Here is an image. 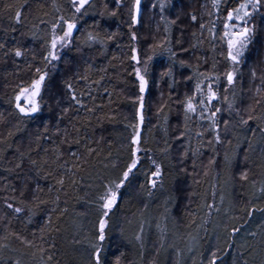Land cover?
Wrapping results in <instances>:
<instances>
[{"label":"snow or ice","instance_id":"obj_1","mask_svg":"<svg viewBox=\"0 0 264 264\" xmlns=\"http://www.w3.org/2000/svg\"><path fill=\"white\" fill-rule=\"evenodd\" d=\"M116 10L108 11V5H104L105 14L115 17L117 10L125 6V0H114ZM232 0H211V10L208 15L211 17L214 14L217 20L223 24V31L219 33L216 27V21H211V26L206 23H199V30L203 36L205 29L211 34L213 41L212 50H215V41L219 39L221 44H226V60L230 66L222 73L216 72V63H213L211 69L200 71L201 58L196 57V63L193 65L189 60L180 59L179 66L181 68L192 69V75L185 77L187 81H195L191 94H185L183 99L177 97L176 103L181 110L183 118L182 128L177 127L178 135H171L168 131L169 117L165 112L169 108L168 102L160 104L157 108L156 115L163 116V126L158 122L154 127H161L163 132V145L157 146L158 152L162 157L168 160L173 168L177 169V176L199 177L202 170L204 177L209 176L218 164L220 156L219 148H224V162L231 168L234 160L239 159L238 150L243 152V160L245 163L249 161V153L254 151L253 138L259 134L264 140V68L258 72L253 68L250 72V80L252 82L259 81L255 84L254 91L250 97L240 96L239 101L237 94L233 91L236 87L237 80L242 79L243 74L240 73L239 66L243 62L245 51L253 42V37L256 32L254 25L250 26L252 18L264 12V0H235L234 6H228ZM222 5H224L222 7ZM93 7L92 0H68L67 6L58 4L57 0H50V9L54 13L51 19H46L50 15L49 11H45L46 4L42 0H10L3 4V11L6 12L8 28L3 31L8 34L16 33L19 26L28 27L31 25V32H23L21 36L28 37L31 40H42L41 47L43 52L39 55V63H37V54L28 48L23 40H17L13 37L14 43L9 47L7 42H0V55L3 58L11 59L13 64L19 68L17 61L24 62V71L30 73L29 79H21L19 84L13 88L14 91V108L19 114L17 124L13 129L7 131V135L0 134V163L6 165L5 171L15 172L20 170L24 173L21 179L19 190L16 187L11 188L12 193L19 191L18 197H6L4 201L5 208L10 210L8 215V223L4 227V235L0 236V250L18 251L16 248L9 247L12 240L18 241L23 249L21 255H30L36 264H59L55 260V254L52 251L56 247L55 243L48 244L45 247L46 235L51 233H60L62 231L61 222L69 214V204L75 201L72 205V211L76 217H83L88 214V211H76V205H87L88 209L94 210L95 220L93 222V230L90 234H83L82 227L77 228L71 233V245H81L85 241L87 247V260L84 264H107L104 258L105 241L109 236L111 227L110 221L117 209L121 205V200L124 195V189L128 188L132 183L133 177L141 161V153L147 156L150 161L149 171L145 174L146 181L140 185V189L147 193V199L142 201L143 206L138 208L137 212L132 214V218H125L127 225H133L134 221L138 225V230L129 243L133 241L140 245V260L142 261L146 253V242L151 235L153 221H155V229L158 233L155 241V255L148 264H159L158 257L161 252L171 253L174 255V264H185V257L188 254L198 252L200 256L199 264H222L221 253L233 255L232 264H264V221L258 225L259 231H249L246 236L239 241L237 237L244 230L247 220L243 223L232 224L230 227H224L223 243L226 247L215 246L210 243L208 225L212 222L213 213L219 214L221 205L224 201V196H220V205L213 202L205 201L203 204L197 205L195 209L191 207L192 197L196 196L195 191L188 192L186 198L187 204L181 205L180 197L185 194L184 185L175 184L173 193L164 202L163 212L158 217L150 215V203L157 190L164 186L165 165L164 160H157L154 155H151V149L145 148L146 141L143 139L142 126L145 124V93L149 87V62L153 60L157 50H162L169 55L172 64L163 72L160 73L161 78L171 77L173 83L169 84V88L176 83L173 76V68L176 64L177 52L173 51L171 44V26L177 25L181 16L177 15L174 19H167L164 15L166 4L164 0H160L159 8L161 10V21H166L164 27V37L161 41H157L149 45V49L153 55L147 57L143 62L138 55V48L135 42L138 41L136 28L141 23L142 16V0H130V6L127 8L128 30L130 39L133 42L131 45V55L128 57L134 62L132 72L129 75H134L138 82L139 94L130 97L129 99L134 105L136 122L130 125L132 132L125 145L129 153L128 162L120 166L118 159L112 158V153L109 151L107 156L102 157L104 151L101 147L104 137L99 139H89L87 135H81V128L73 124L75 138L70 139V133L67 128L63 130L56 128L54 133L59 138L56 140L49 136V126L45 124L43 130L35 135V147H32V140L29 138L28 146L22 148L20 143L13 148V137L24 131L20 125L24 118L32 117L34 114L41 111L42 101L44 100L43 92L47 88V82L50 77L48 71L49 66L56 67L57 61L63 59V50L70 49L73 45L74 32L78 29L79 19L88 14V8ZM157 4L153 3L152 8H156ZM35 8L33 14L31 10ZM25 13H29L26 15ZM223 14V15H222ZM190 20L193 23L198 22V17L195 13H189ZM222 16V18H221ZM38 21V22H37ZM159 30V29H157ZM43 33V35H41ZM183 34V30H181ZM219 33V34H218ZM192 35L195 37L196 33ZM116 33L102 36L98 31L87 32L80 43L91 48L94 44H99L103 49L108 42L112 41ZM155 41V36L153 37ZM204 39H198L196 43L190 46L191 49H196L198 45L204 43ZM176 43L182 45L181 40L177 39ZM80 52V48L76 49ZM185 53L189 52V48L181 47ZM31 59H28L29 53ZM224 53L221 52V56ZM115 59V57H113ZM66 63H72L66 61ZM207 64V58L204 59V65ZM40 65H43L41 67ZM94 66L85 61L83 71L77 67L72 71V75L62 81L65 93L69 96L70 101L77 106V112L80 108L85 109L89 114H94L98 107H88L83 103L82 96L88 94L86 89H90L93 85H99L104 79L101 76L99 79L93 80L91 73ZM100 72H107V68L99 69ZM20 76V72L16 73ZM225 81L223 85V98L221 99L220 87L221 79ZM83 83L84 87L78 88L77 84ZM107 93L108 90L105 89ZM232 93V99L229 100V93ZM79 93V95H78ZM110 95V93H109ZM94 99V98H93ZM173 99L170 94L168 101ZM216 102H219L217 104ZM239 102V107L237 106ZM59 105V100H57ZM227 105L225 108L223 105ZM69 107H63L64 115H67ZM227 112L229 118H224L223 113ZM62 119L63 117H59ZM104 117H99L98 120H103ZM111 119V118H110ZM0 123H6L3 117H0ZM252 125H255L253 127ZM128 127V125H126ZM239 130V131H238ZM251 132L252 136L244 137L247 147H241V141L237 139L239 133ZM42 140H52L53 147L51 149L41 148ZM234 141H236L234 143ZM194 142V143H193ZM68 144L69 147L75 144L78 147L77 151L70 152V159H63L65 150L62 145ZM95 144L96 147L92 145ZM82 147V150H81ZM110 147V146H109ZM176 148V154L173 155V149ZM208 156L207 163L203 162L202 157ZM38 150L43 152V155H38L34 158L33 153H38ZM11 152V158L6 153ZM191 160V171L187 166V162ZM199 161V163H198ZM27 163L28 168L24 169ZM97 166H100L99 168ZM258 167L261 169V174L264 175V152L261 153L260 163ZM35 170V176H30L32 170ZM102 169L103 171H101ZM95 170V174H93ZM119 172V175L114 178L110 176V172ZM20 176V173H17ZM53 178L55 186L49 185L47 191L51 193L54 189L57 195L54 199L46 200L41 198L44 193L37 182L38 179ZM216 180L217 177L213 176ZM250 179L249 170L245 169L239 173V180L248 182ZM35 183V187L31 188V184ZM195 184H200L199 179H194ZM216 183L212 184V196H216ZM255 187V182H253ZM85 188L93 189L95 194L93 198L89 197V192L84 191ZM84 191V196L80 192ZM257 191L264 195V182ZM61 193H63L64 206L61 207ZM30 197V198H29ZM51 203L53 206L48 209V214L40 227V235L32 234L33 239H27L17 232L9 230L11 219L20 216L27 212L28 222L31 223V217L36 215V212L42 205ZM251 204V200L248 202ZM176 209V215L173 217V210ZM207 209V211H205ZM241 212L245 208L240 209ZM255 211L264 212V209H256L254 206L246 210V214L251 218ZM224 216L228 221L238 219L230 215L229 210L224 211ZM5 216H0V220H4ZM171 219L173 230L169 233L167 224ZM183 225V231L176 226ZM219 227V225H215ZM125 230L121 228L120 235L124 237ZM201 232L204 236H201ZM259 237V238H258ZM208 238V239H206ZM39 240V243H37ZM184 243V247H181ZM202 243H209V247L205 250H200ZM217 245H220V236L216 237ZM125 259V253L121 251L116 255L112 264H122ZM9 264H22L21 259L10 260ZM138 264V262H137ZM193 264H196L193 258Z\"/></svg>","mask_w":264,"mask_h":264},{"label":"trees","instance_id":"obj_2","mask_svg":"<svg viewBox=\"0 0 264 264\" xmlns=\"http://www.w3.org/2000/svg\"><path fill=\"white\" fill-rule=\"evenodd\" d=\"M10 0H0V42H7L9 47L14 43L13 37L17 40H23L24 44L37 54V63H39V55L43 52L41 47L42 40H31L28 37L21 36L23 32H31V25L28 27L19 26L16 33H11L10 30L6 34L3 30L8 28L7 13L4 12L3 4L8 3ZM46 4L45 11H49L50 15L45 17L51 19L54 14L50 9V0H42ZM166 7L163 15L167 19H174L177 15L181 16V20L177 25L171 26V47L173 51L177 52L176 64L173 68V76L176 83L170 89L169 84H172L171 77L161 78L160 73L165 71L171 64L172 61L169 59V55L164 53L162 50H157L153 57V60L149 62V87L145 93V124L142 126L143 139L146 141L144 147L151 149V155L157 160H164L165 173H164V186L154 194V197L150 203V215L152 217H158L163 212L165 200L172 195L175 184L184 185L185 194L181 195V205L187 204L188 200L186 194L191 191L196 192V196L192 197L191 207L195 209L197 205L203 204L205 201L213 202L218 204L220 202V196H224L223 204L221 205V211L219 214L213 213L212 222L208 225L210 243L215 246L226 247L223 243L224 240V227L232 224L237 226L243 221L247 220L248 223L245 225L244 230L239 234L237 240L245 237L247 231H259L258 225L264 221V212L255 211L253 216L249 218L246 214V210L249 207H255L256 209H264V195H261L257 189L260 188L261 183L264 182V175L261 174V169L258 167L260 163L261 153L264 152V140L261 139L260 135L257 134L253 138L254 151L249 153V161L247 163L243 160V152L238 150L239 159L234 160L231 164V168L225 164L224 148L220 146L218 157V164L215 172L207 177L201 175L199 177H185L177 176V169L173 168L169 164L168 160L160 155L157 146L163 145V132L161 127H154L159 122L163 126V116L158 117L156 115L157 108L160 104L168 102L169 108L165 109L166 114L169 117L168 131L171 135H178L175 131L177 127L182 128L183 118L181 110L179 109L176 99H183L185 94H191L195 81H187L185 77L192 75V69L181 68L179 66V60H189L193 65L196 63V57L201 58L200 71L211 69L213 63H216V72L222 74L229 66V62L226 60V44H221L219 39L215 43V50H212L213 41L211 40V34L205 29L203 36H201L199 30V23L204 22L208 27L211 26V21H216V27L219 33L223 31V24L217 20L216 15L209 16L208 12L211 10V0H164ZM58 4L67 6L68 0H57ZM142 16L141 23L137 26L136 31L139 37L138 41L135 42L138 48V55L143 62L148 56L153 55V52L149 49V45L157 41H161L165 35L164 27L166 21H161V10L159 8L160 0H142ZM157 4L156 8H152V4ZM228 0H226V4ZM235 0L228 6H234ZM93 7L88 8V14L82 16L78 21V29L74 32L73 45L70 49L63 50V59L55 62L56 67L52 68L49 66L48 71L50 73L49 80L47 82V88L43 92L44 100L42 101L41 111L34 114L32 117L24 118L23 123L20 125L24 131L17 133L12 138L14 141L13 148L16 147L17 143H20L22 148L28 146L29 138L32 140V147H35V135L43 130V126L47 124L49 126V136L56 140L57 143L59 138L54 135L56 128L63 130L67 128L70 133V139L75 138V132L73 130V124L81 128V135H87L89 139H99L101 136L104 137V141L101 145L104 151L103 156H107L108 152L112 153L113 159H118L120 166L123 167L128 162L129 153L125 148L128 143V139L131 135L132 129L130 125L136 122L135 109L137 105H134L130 97H134L139 94L138 82L134 75H129L132 72L134 62L128 57L131 55L132 41L130 39V33L128 30V16L127 8L130 6V0H125V6L117 10V16L111 17L107 14L101 16L100 13L104 11V5H108V11L116 10L114 0H92ZM224 5H222L223 7ZM35 13V8L31 10ZM189 13H195L198 17V22L193 23L190 20ZM28 15L29 13H25ZM223 15V14H222ZM222 18V16H221ZM38 22V21H37ZM254 25L256 28L253 42L249 45L245 51L243 62L237 66L240 73L243 74L242 79L237 80L236 87L233 91L237 94L239 101L240 96L250 97L252 91H254L255 84L259 81L252 82L250 80V72L253 68L259 72L261 68H264V12L256 14L251 22L250 26ZM159 29V30H157ZM183 30V34L181 33ZM99 32L102 36L110 35L115 32L116 36L114 39L107 43L102 49L99 44H94L91 48L86 47L80 43L83 40L84 35L89 32ZM195 32L194 37L192 33ZM218 33V34H219ZM43 35V33H41ZM155 36L156 40H153ZM179 39L182 45H178L176 40ZM198 39H204L202 45H198L196 49H191L190 46L197 42ZM183 48H189L190 51L185 53L181 50ZM77 48H80V52H77ZM221 52L224 53L221 56ZM31 52L29 53L28 59H31ZM115 57V59L113 58ZM207 58V64L204 65V59ZM71 61L72 63H66ZM85 61L91 63L94 68L91 73L93 80L99 79L101 76L104 79L99 85H93L90 89H86L87 95L82 96L83 103L88 107H96L97 111L94 114H89L85 109L80 108L77 112L75 109L77 106L73 104L69 96L65 93L62 81L68 76L72 75V71L77 67L83 71ZM20 67L17 68L11 59L3 58L0 55V117L6 120V123H0V134L7 135L9 129L14 130V126L17 124L19 114L14 108V91L13 88L16 84H19L21 79H29L30 73L24 71V62L17 61ZM43 67V65H40ZM107 68V72H100L99 69ZM20 72V76L17 77L16 73ZM225 81L221 79L220 95L223 98V85ZM78 88L84 87L83 83L77 84ZM105 89L108 92H105ZM110 93V95H109ZM172 95L173 99L168 101L169 95ZM79 95V93H78ZM229 100L232 99V93L228 94ZM94 98V99H93ZM59 100V105L57 104ZM219 104V102H216ZM70 110L67 115L63 114V107H69ZM225 108L227 105H223ZM239 107V102L237 104ZM224 118H229L228 113L222 114ZM59 117H63L60 119ZM99 117L104 119L98 120ZM111 118V119H110ZM128 125V127H126ZM255 127V125H252ZM239 131V130H238ZM251 137V132L239 133L237 139L241 141V147H247L244 137ZM236 141H234L235 143ZM41 148L47 147L51 149L53 147L52 140H42ZM194 143V142H193ZM96 147L95 144L92 145ZM110 146V147H109ZM65 150L63 159H70V152L78 150L75 144L70 147L68 144L61 146ZM82 150V147H81ZM177 149H173V155L176 154ZM206 154L202 157L203 162L207 163L210 152L204 150ZM11 158V152L6 153ZM38 155H43L41 150L38 153H33L34 158ZM141 161L136 170V174L133 177L132 183L128 188L124 189V195L121 200V205L112 216L110 221V229L108 239L105 241V252L104 258L107 264H112L116 255H119L121 251L125 253V259L122 264H148L149 260L155 255V241L158 233L155 229V221H153V227L151 229V235L146 242L145 248L146 253L144 259L141 261L139 252L140 245L135 243H129L128 240L132 238L135 231L138 230V225L134 221L133 225H127L125 218H132V214L137 212L138 208L142 207V201L147 199V193L140 189V185L145 183V174L149 171L150 161L144 153H141ZM199 163V161H198ZM187 166L191 171V160L187 162ZM6 165L0 163V216H5L4 220H0V236L4 235V227L8 223V215L10 210L5 208L4 201L6 197H12L13 195H19L12 193L11 188L16 187L19 190L21 185V179L24 175L20 170L15 172L5 171ZM98 168L100 166H97ZM28 165L25 163L24 169H27ZM249 170L250 179L248 182L239 180V173L242 170ZM103 171L102 169H100ZM20 176H17V173ZM30 176H35V170L33 169ZM95 174V170H93ZM119 175V172H110L111 177ZM213 176L217 179L214 180ZM194 179H199L200 184H195ZM39 185L44 188V193L41 194L42 199L51 200L57 195L55 189L48 193L47 189L49 185L55 186V180L51 177L46 179H38ZM255 182V187H253ZM216 183V196H212V184ZM35 187V183L31 184V188ZM84 191L89 192L88 198H93L95 192L93 189L85 188ZM84 191L80 192L81 196H84ZM61 195V207L64 206V196ZM30 198V197H29ZM219 200V201H218ZM251 200V204H249ZM75 201L69 204V214L61 222L62 231L60 233H51L46 235L45 247L48 244L55 243L56 247L52 249L55 254V260L59 264H84L87 260V242L85 241L81 245H71V233L77 228L82 227L83 234H90L93 230V222L95 220L94 210L88 209L87 205H76V211H88V214L83 217H76L72 211V205ZM220 205V203H219ZM53 205L51 203L42 205L37 210L36 215L31 217V223L28 222L27 212L22 213L20 216L12 218L9 230L17 232L27 239H33L32 234L35 232L37 237L40 235V227L43 225L44 220L48 214V209ZM245 208L244 212L240 209ZM229 210V214L237 217L238 219L228 221L224 216V211ZM207 211V209H205ZM176 215V209L173 210V217ZM219 227H215V225ZM167 227L169 233L173 230L171 219L169 220ZM183 231V225L178 224L176 226ZM121 228L125 230L124 237H121ZM201 236L204 233L201 232ZM220 236L221 243L217 245L216 237ZM259 238V237H258ZM208 239V238H206ZM39 243V240H37ZM181 247H184V243H181ZM11 248H16L18 251L0 250V264H9L10 260L21 259L22 264H36L30 255H21L23 249L20 247L19 242L12 240L9 245ZM209 247V243H202L200 250H205ZM193 258L196 264L200 261L199 253L194 252L188 254L185 257V264H193ZM174 255L169 253L161 252L158 257L159 264H174ZM233 255L231 252L228 254L221 253L222 264H232Z\"/></svg>","mask_w":264,"mask_h":264},{"label":"rangeland","instance_id":"obj_3","mask_svg":"<svg viewBox=\"0 0 264 264\" xmlns=\"http://www.w3.org/2000/svg\"><path fill=\"white\" fill-rule=\"evenodd\" d=\"M143 4H144V3H142V5H143ZM218 201H219V200H218ZM219 203H220V202H218V205H219ZM215 214H216V213H215ZM247 232H248V231H247Z\"/></svg>","mask_w":264,"mask_h":264},{"label":"bare ground","instance_id":"obj_4","mask_svg":"<svg viewBox=\"0 0 264 264\" xmlns=\"http://www.w3.org/2000/svg\"><path fill=\"white\" fill-rule=\"evenodd\" d=\"M198 261H200V258H199V260Z\"/></svg>","mask_w":264,"mask_h":264}]
</instances>
